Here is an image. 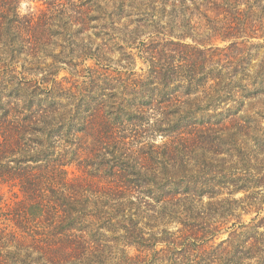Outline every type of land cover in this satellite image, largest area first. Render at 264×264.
<instances>
[{
  "label": "trees",
  "instance_id": "16d2710c",
  "mask_svg": "<svg viewBox=\"0 0 264 264\" xmlns=\"http://www.w3.org/2000/svg\"><path fill=\"white\" fill-rule=\"evenodd\" d=\"M252 260L264 0H0V264Z\"/></svg>",
  "mask_w": 264,
  "mask_h": 264
},
{
  "label": "rangeland",
  "instance_id": "374dc122",
  "mask_svg": "<svg viewBox=\"0 0 264 264\" xmlns=\"http://www.w3.org/2000/svg\"><path fill=\"white\" fill-rule=\"evenodd\" d=\"M27 5H28V2L27 1H24L23 2V4H22V8L23 9H25L26 7H27ZM258 54H262V49H260V51H258ZM258 57H260V55H257ZM142 66V64H141V62L140 63H138V67H141ZM65 74H67L64 70L61 72V74H60V77H63ZM154 139H155V141H157V142H159L161 139H160V137H154ZM151 140V139H150ZM68 170H69V176H71V177H73V176H75V175H77L78 173H79V171H78V169H77V167H76V165H71V166H69L68 167ZM5 191H6V196H5V200H6V202L8 203V204H14V202H15V200H16V196H15V194H13V193H11V192H9L8 191V189H5ZM244 195V193L243 192H239V193H237L236 195H234V197L235 198H239V197H242ZM226 196H228V194H223L222 196H220V197H226ZM204 201L205 202H207L208 201V198H205L204 199ZM241 213L242 214V221H250L251 220V218L252 217H254L255 215H256V213L255 212H253V213H245L244 211H242L239 207H236V214H238V213ZM240 214V215H241ZM233 221H238V218H234L233 219ZM162 226V225H161ZM165 226L166 227H169V228H171V229H175V226L174 225H172V224H168V223H166L165 224ZM226 226H229L230 228L232 227V221L231 222H229ZM225 227V226H224ZM231 230H233V228L232 229H229V231H231ZM223 237H227L228 236V233H223V235H222ZM248 262H250L251 264H257V261L255 260H252V261H247V262H245L244 264H246V263H248Z\"/></svg>",
  "mask_w": 264,
  "mask_h": 264
}]
</instances>
